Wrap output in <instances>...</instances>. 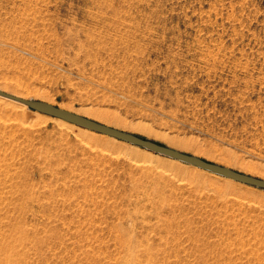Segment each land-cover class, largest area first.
<instances>
[{
  "label": "rangeland",
  "instance_id": "obj_1",
  "mask_svg": "<svg viewBox=\"0 0 264 264\" xmlns=\"http://www.w3.org/2000/svg\"><path fill=\"white\" fill-rule=\"evenodd\" d=\"M0 90L264 179V0H0ZM57 119L0 96V264H264L263 188Z\"/></svg>",
  "mask_w": 264,
  "mask_h": 264
},
{
  "label": "water",
  "instance_id": "obj_2",
  "mask_svg": "<svg viewBox=\"0 0 264 264\" xmlns=\"http://www.w3.org/2000/svg\"><path fill=\"white\" fill-rule=\"evenodd\" d=\"M0 95L3 97L13 99L22 104H25L29 106L30 108H33L39 112L49 114L54 117H58L60 119H63L75 125H78V126H81V127H84V128H87V129H90V130H93L99 133L109 135L119 140L126 141L128 143H131L139 147L148 149L150 151L162 154L164 156L188 163L190 165H193L201 169L216 173L218 175L233 179L235 181L253 185V186L264 189V179L251 176L245 173H241L234 169L213 163L211 161L205 160L195 155L181 152L179 150L173 149L171 147H168L156 141L144 138L142 136L129 133V132H125V131H121L119 129L104 125L95 120H92L87 117L76 114L74 112H70L68 110L62 109L48 102L21 98L13 94L4 92L2 90H0Z\"/></svg>",
  "mask_w": 264,
  "mask_h": 264
},
{
  "label": "bare ground",
  "instance_id": "obj_3",
  "mask_svg": "<svg viewBox=\"0 0 264 264\" xmlns=\"http://www.w3.org/2000/svg\"><path fill=\"white\" fill-rule=\"evenodd\" d=\"M1 96V95H0ZM3 97V96H2ZM5 98H7V97H5ZM22 98V97H21ZM15 101V100H14ZM17 102V101H16ZM22 104V103H21ZM23 105H25V104H23ZM57 121H58V123L61 125V126H64V127H66V128H70V129H73L75 126V124H73V123H67V122H65V121H63L62 119H60V118H58L57 119ZM86 135L87 136H89V139L92 141V142H95V143H99L100 145L102 144V145H105V146H107V147H115V146H118L117 144H115V142H114V140H111L112 139V137L111 138H106L107 136H109V135H107V136H103V135H96V134H93L92 132H86ZM104 135H106V134H104ZM114 139V138H113ZM120 147V146H119ZM170 165L171 166H176V162H170ZM199 175H202V173L201 174H199ZM233 179H231L230 180V178H228V180H226L225 182H226V185H227V187L228 188H231V189H235V187H236V185L235 184H233V182H231Z\"/></svg>",
  "mask_w": 264,
  "mask_h": 264
}]
</instances>
